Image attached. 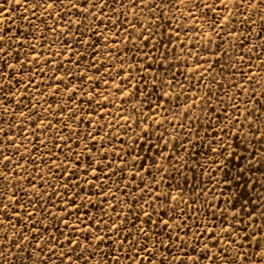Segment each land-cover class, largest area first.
<instances>
[{
	"label": "snow or ice",
	"instance_id": "6c2138e0",
	"mask_svg": "<svg viewBox=\"0 0 264 264\" xmlns=\"http://www.w3.org/2000/svg\"><path fill=\"white\" fill-rule=\"evenodd\" d=\"M15 3L23 4L28 14L20 16L26 27L18 28L13 35L11 28L0 27V264H16L13 257L19 264H120L121 259L130 264H255L250 258L246 261L249 250L243 247L245 244H259L256 256L264 258V235L252 234V228L237 231L255 219L244 218L246 205L239 207L243 213L225 200L222 207L216 206L222 200L216 196L217 186L228 183L225 169L232 160L241 159L234 148L228 151L232 148L231 137H242L250 143L251 133L248 128L245 133V125L258 130L257 139L264 137V124L257 125L251 119L257 116L256 109L261 108V103H256L257 88H251L255 99L250 98V82L264 71H250L252 64L246 60V55L249 59L258 55L254 49L264 48V37L259 41L251 39L246 47H240L241 37L247 31L245 25L253 26L247 33L249 38L264 32V0H15ZM241 9L247 10V14L240 15ZM129 12L135 13L132 20H128ZM145 12L152 14L147 25L142 23ZM253 13H259L256 19H251ZM4 14V5L0 4V15ZM173 20L177 23L173 24ZM37 21L44 25V30ZM162 27L163 36L171 35L180 45L186 61L184 67L191 69L193 81L201 87L207 82L221 89L227 87L228 91L236 88L241 96L246 94L249 98L247 103L239 102L244 105L242 113L235 102V92L230 98L233 111L229 114L227 107L221 109L222 124L223 117H227L221 129L224 135L216 132L208 136L205 162L192 160L193 153L187 145L195 148L196 144L191 139L178 145L184 149L179 155L172 141L180 133L166 139L168 129L162 121L174 123L177 127L173 130H187L183 121L191 119V115L185 114L201 101L210 107L213 96L209 89L193 99L197 96L196 84L191 83L185 89L183 82L176 80V74L182 72L168 63V52L155 55L161 48L171 50V39L159 44L152 40ZM132 29L138 34L134 35ZM109 32L113 33L112 38H108ZM50 34H54L51 40ZM181 34L194 37V42L181 41ZM65 36L72 39L65 40ZM201 40L204 42L200 43ZM57 41L65 48L46 55L45 49H51ZM118 41L135 46L142 53L140 59L128 55L131 47L121 48ZM102 56L106 58L101 59ZM189 58L194 66L187 63ZM259 61L264 64V60ZM225 72L229 77L239 74L242 79H230L223 84L217 76L222 77ZM254 82L257 84L258 79ZM177 84L181 91L174 95ZM110 95H118L121 103L117 105ZM182 96L187 97L186 101L181 102ZM249 104L255 107L250 108ZM181 107L185 108L183 120H169L168 116L175 117ZM38 108L43 111H37ZM100 109L112 119L94 123L93 118L105 119ZM133 114L139 116L135 121L137 128L149 121L156 125L159 116L160 127L165 131L153 142L155 133L145 127L143 142L137 140L134 148L125 150L123 140L119 139L116 151L113 145L118 137L109 125L118 130L124 127L121 121L130 120ZM13 117L16 122L10 123ZM74 121L76 127L70 129ZM85 123L87 129L81 127ZM55 125L61 127L54 131ZM127 127L131 129L132 124ZM44 136H51V149L47 148ZM38 155L40 160L36 158ZM173 159L178 163H170ZM137 160L142 163L137 164ZM254 162L248 160L249 165L254 166ZM113 163L119 166L113 168ZM193 164L201 169L199 177ZM186 169L193 170L191 182L184 174ZM249 169L239 168L238 172ZM217 172H223V178H217ZM205 174L209 182L215 180L211 189L203 187L201 177ZM53 176L57 183H49ZM177 176L183 183L188 181L187 189L177 181ZM169 184L171 187H166ZM198 187L197 197L189 203L185 194L189 190L197 192ZM209 193L216 202L205 199L201 209L190 214L192 205ZM105 204L109 207L105 208ZM5 215L11 218L6 220ZM197 216L202 219H196ZM17 221H22L19 227ZM9 228L14 230L9 232ZM33 238L35 244L30 248ZM13 240H17L16 252L8 246ZM161 249L176 251L169 255ZM26 252L31 260L25 259ZM203 254L207 255L202 258Z\"/></svg>",
	"mask_w": 264,
	"mask_h": 264
},
{
	"label": "rangeland",
	"instance_id": "374dc122",
	"mask_svg": "<svg viewBox=\"0 0 264 264\" xmlns=\"http://www.w3.org/2000/svg\"><path fill=\"white\" fill-rule=\"evenodd\" d=\"M0 4L4 5V12H5L4 15H0V21H3V23L0 24V27L11 28L10 35L15 34L17 32L18 28L26 27V22H22L20 20V16L22 14H24V15L28 14V13H25L23 4H16L15 0H0ZM31 7H32V5L29 4L28 5L29 12L31 11ZM181 7H183V5H181ZM37 11H38V9H37ZM165 11H167V9H165ZM239 14L245 15V14H247V10L241 9V12ZM134 15H135V13L129 12L127 14L128 20H132ZM143 15H144V19H143L142 23H144L146 25L149 24L151 22L152 14L145 12ZM177 15L179 16L180 13H177ZM258 15H259V13H253L251 19H256ZM33 18H35V17H33ZM49 19H51L50 16H49ZM73 19H75V17H73ZM157 22H159V21H157ZM175 23H177V21L173 20V24H175ZM37 24L39 25V28L41 30H44L43 24H40L39 21H37ZM127 26L129 28H131L130 24H128ZM202 27H203V24H202ZM252 27L253 26L245 25V28L247 29V31L245 33V36L241 37V40H243V44H241L240 47H246L250 43L251 39L259 41L262 37H264V32H261L259 35L255 36L254 38H249L247 36V33L251 32ZM241 30H243V29H234V31H241ZM132 31H133L134 35L138 34V33H136L135 29H132ZM153 31H157V30L155 28H153ZM168 31H169V33H171V29H169ZM163 32H164V28L162 27L159 29V31L157 32V34L155 36H152V40L154 42H156V44H159V42L161 40H163L164 43H167L168 40L171 39V41H172L171 50L161 48L160 51L155 52V55L160 56L161 51L168 52V54H169L168 63L170 65H172L174 68H179L180 72L184 73V75H182V73H177L176 74V80L183 82L185 89H187L191 83L196 84L197 96L193 97V99H196L200 96H203L204 93L206 91H208L209 89L211 90L212 96H213L210 107H205L203 101H201V103L198 107H194L191 111H189V113L185 114V116L191 115V119L183 121V123L187 126V130H185L184 128H177L176 130H173L172 129L173 127H177L174 123L168 122V120L162 121V123L168 129L167 133L165 134L166 139H171V137L175 136L177 132L180 133L179 137H177L176 140L172 141V143H176V144H174V151L176 152L177 155H179L181 153L183 154V152H184V149L179 147L178 145L180 143H187V139H191L193 141V143L196 144L195 148H193L191 144L187 145L189 151L193 153L192 160L194 161V160L198 159L201 162H205V158L207 156L208 136L209 135H215L216 132H219L220 136L224 135V133H223V131H221V129L225 127V124L227 123V117H223L225 123L222 124L221 119H220L221 109L223 107H227L229 114L233 111V109L230 106L231 103H233V101L230 98L233 96V93L235 92V93H237V99L235 102L237 104H239L240 112L242 113L244 111V105L240 104L239 102H240V100H244V102L247 103L249 101V98H247L246 94L241 96L242 93L238 92L239 90L236 88H233L231 91H228L227 87L224 89H221L219 87V85H215V86L208 85L207 82H205L204 86L201 87L199 82L193 81L191 69L184 67L186 61H185L184 53L181 52V50H180V45L177 44L176 39L172 38L171 35L163 36ZM148 34L151 36V33H148ZM107 36H108V38H112L113 33L109 32L107 34ZM53 38H54V34H50L49 39L51 40ZM64 39L70 40V39H72V37L65 36ZM179 39L181 41H184V42H194V37L184 36L183 34H181ZM203 42H204L203 40L200 41V43H203ZM221 42L223 43V41H221ZM118 43H120V42L118 41ZM136 43L139 44V41H137ZM120 47L121 48L131 47V52L128 53V55H136L138 60L142 56V53L137 52V49L135 46H132V45L126 46L123 43H120ZM140 47H144V45L140 44ZM64 48H65V45L61 44V43H59V41H57L55 44H53L51 49H45V53H46V55H51L52 52H55L58 49L62 50ZM100 48L103 49V43H101ZM39 50H40V46L37 45V51H39ZM144 50L148 51L147 48H144ZM254 51H258V55L252 56L251 59H249L248 56L246 55V60H248V62L252 64V68L250 69V71H253V72L264 71V64H260V61H259V60H264V48H261L259 50L254 49ZM241 54H243V53H241ZM100 58L105 59L106 57L102 56ZM54 59L59 60L60 57H55ZM150 59H152V58H150ZM152 62H153L154 68L157 67L154 59ZM187 63L193 64V66H194V62L191 60V58L188 59ZM228 63H230V61ZM257 64H260V65H257ZM137 66H139V65H137ZM217 71H219V69H217ZM58 74L61 76L63 75V73H58ZM85 74H87V73H85ZM49 75H52V73L49 72ZM73 75H75V73H73ZM185 76H187V79H185ZM23 79H27V78L23 77ZM230 79L241 80L242 77L239 74H237L235 77H229L227 72H225L222 77L217 76V80H219L223 84H227V82ZM255 79H258L257 84L254 82ZM254 81L250 82V85H251L250 86V93H251L250 98L255 99V93L251 92V88H257L256 95L260 101L256 100V103L258 105H260V103H261V105H260L261 108L256 109L257 116L253 117L251 119L257 125H261V124H264V109H262V108H264V96L261 95V93H264V73H261L259 78L258 77L254 78ZM44 82L49 83V81L46 79ZM232 86L234 87V85H232ZM180 91H181V88H180L179 84H177L174 95L179 93ZM106 95H107V93H106ZM189 95H191V93H189ZM217 96H219L223 100V104H221V99H217ZM45 98H47V97H45ZM109 98L111 100H114L117 105H119L121 103L120 97L118 95L117 96H111L110 95ZM186 99H187V97L182 96L181 102L186 101ZM45 107H47V105H45ZM72 107L75 108V110L77 112H80V109L76 108L75 104H73ZM84 107L87 108L88 107L87 104H85ZM127 107L130 110L132 105L129 104V105H127ZM249 107L250 108L255 107V104H249ZM109 109L110 110L112 109V105H109ZM212 109H216V112L213 113ZM17 110L19 111V109H17ZM37 111H43V109L38 108ZM100 111L102 113H104L105 119H104V121H99V120H96L95 118H93L94 123H102V122L106 123L107 121L112 119V116L109 115L108 112H105L104 109H100ZM184 112H185V108L181 107L178 114L175 117L168 116V119L173 120V122H175L176 120H183ZM239 114L240 113H238V115ZM81 115L83 116L84 114L81 112ZM162 115H167V114L162 112ZM48 118L53 119V120L56 119L55 117H52V116H49ZM84 118L87 121L88 117L85 116ZM137 119H139V116L137 114H133L131 116L130 120L121 121V124H123L124 127H118V130L112 129L111 125H109V129L113 132V134L115 136L118 137L116 144L113 145L114 150L119 151V147H118L119 139L123 140L125 150H129V149L134 148L135 142L137 140H140L141 142H143L142 130L145 127H147L150 132L155 133V135L153 137V142L158 140L161 133H163L165 131V129L163 127H160L161 117H159V116L156 117V121H157L156 125H153V122L149 121L148 125L141 123L139 128H137V126L135 124V121ZM9 122L15 123L16 122L15 118L13 117V119ZM46 122L47 121H45V123ZM128 123L132 124L131 129H129L127 127ZM5 127H7V126H5ZM60 127H61V125H55L54 131L56 128H60ZM74 127H76L75 121L69 125L70 129L74 128ZM81 127L83 129H87V123H85ZM247 128L250 130V133H251V134H248V141H250V143H248L242 137L240 139H237L235 136L231 137L232 148H229L228 151L231 152L234 148L236 150V152L238 153V155L241 156V159L232 160L231 163L228 165V167L225 169V171L228 172V177H227L228 183L227 184L221 183L220 185L217 186L216 196L220 197V199H222V200L220 202H218L216 206L222 207L224 204L223 200H225V201H228L229 204H232L233 209H235L237 207L236 210L243 213V209H240L239 207L241 205H246L247 212L243 214L244 218L247 219L248 216H253L255 219L251 220L250 223L246 224L242 229H237V231H248L249 228H252V229H254V233H252V234L260 236V235H264V156H261V153H264V137H262L260 139L256 138V136L259 133H258V130L253 125H245V133L246 134H247ZM28 131H29V133H31L30 128L28 129ZM94 131H95V129H94ZM232 131H235V129H232ZM196 132H199L198 136L195 135ZM7 134L10 135L12 133L9 132ZM101 135H103V133H101ZM42 138L48 141L47 148L51 149L53 146V140H52L51 136H44ZM227 142H228V138H225V143H227ZM81 147H83L82 142H81ZM28 150L29 151L32 150L31 145H29ZM136 150H137V152L139 151L138 148ZM162 150L166 151L167 149L164 148ZM21 151L23 152V151H25V149H21ZM57 151H59V150H57ZM64 151L66 152L67 149H64ZM169 151H171V145H169ZM9 154H11V153H9ZM36 158H37V160H40L39 155ZM60 159H63V157H60ZM117 159H119V158L117 157ZM250 159L255 161L254 166L248 164V160H250ZM136 163L139 164V163H142V161L137 160ZM170 163H178V161H175L173 159L170 161ZM112 166H113V168H117L119 165L117 163H113ZM53 167H55V165H53ZM192 167L195 168V175L197 177H199L200 173H201V169L198 166H196L195 164H193ZM239 168H250V169H249V171H246L244 173H239L238 172ZM192 171L193 170H191V169H186L185 173H184L188 177L189 182H191L193 180ZM144 175H145V178L147 180L148 179L147 174L145 173ZM215 175L217 176V178H223L224 173L223 172H217ZM113 179L116 180V179H118V177H113ZM138 179H139V177H138ZM201 179L204 182L203 187L211 189L213 187V185L215 184V180H212L211 182H209V177L207 176V174H205L203 177H201ZM177 181H179L181 184H183L182 186L185 189L188 188V181H185L183 183L182 178L179 176H177ZM22 183H26V181H22ZM37 183H39V181H37ZM49 183H57L54 176L49 180ZM170 183H172V181H170ZM45 187H47V185H45ZM113 187H115V185H113ZM166 187H171V185L170 184L166 185ZM133 190H135V189H133ZM199 190H200L199 187L197 188V192H193V191L189 190L185 194L184 198L186 200H188L189 203H191V200L195 199L197 197ZM121 194L123 195V193H121ZM173 194L175 195L177 193L174 192ZM205 199H208V200L212 201L213 203L216 202L215 198L211 195V193H209V195L206 198L204 196H201L199 198V200H197V202L192 205V208L189 209V213L191 214L192 212H194L196 210H200L201 205ZM78 203H79V201H78ZM182 206H184V205H182ZM104 207L108 208L109 206L107 204H105ZM207 207H208V205L205 204L204 208L207 209ZM116 211H119V209H116ZM162 215H163V213H162ZM205 215H207L206 211H205ZM10 218L11 217L5 215L6 220L10 219ZM196 219L200 220L202 218L197 216ZM213 219H215V217H213ZM21 223H22V221H17L16 222L17 227H19ZM13 230L14 229L9 228V232H11ZM24 230L26 232L27 228H25ZM4 238L7 239V235ZM18 239H19V237L17 238V240ZM245 239L246 240L250 239V236L245 237ZM17 240H13L12 243L10 245H8L9 247L12 248L13 252H16L14 245L17 242ZM34 244H35V238H33V243L30 244L29 247L30 248L34 247ZM210 246H215V245H210ZM243 247H245L249 250L248 257H246V261L250 258L251 260L255 261V264H264V258H260V257L256 256V253L259 251V248H260L259 244H256V245L245 244ZM161 250L164 251L166 254H169V255L175 254V251H176L173 249H161ZM37 251H40L42 255L44 254V251L42 249H38ZM204 255H207V254H203L202 258ZM25 259L31 260V256L27 252L25 253ZM97 259H99V257H97ZM157 259H159V257ZM13 260L16 261V264H19V261L16 260V257H13ZM110 264H111V262H110ZM120 264H130V262L125 260V259H121ZM136 264H139V262H136ZM145 264H147V262H145ZM204 264H210V262H204Z\"/></svg>",
	"mask_w": 264,
	"mask_h": 264
}]
</instances>
